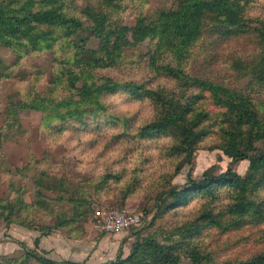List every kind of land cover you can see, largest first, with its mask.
I'll use <instances>...</instances> for the list:
<instances>
[{
	"label": "trees",
	"instance_id": "16d2710c",
	"mask_svg": "<svg viewBox=\"0 0 264 264\" xmlns=\"http://www.w3.org/2000/svg\"><path fill=\"white\" fill-rule=\"evenodd\" d=\"M258 2L173 0L149 16L144 0H98L82 9L75 0H0V79L12 78L13 69L30 55L51 56L47 66L17 73L34 84L45 77L46 87L7 100L0 140L16 133L22 111L32 110L41 113L47 137L68 132L95 139L111 132L108 142L129 145L123 148L126 156L154 143L170 169L145 175L149 158H140L131 169L108 167L70 185L52 176L53 166L45 167L50 157L43 154L26 166L39 167L34 200L0 199V218L43 235L58 227L71 232L89 211L92 193L123 206L138 190L156 187V216L194 200L201 205L190 219L171 227L163 241L136 232L131 252L104 264H179L181 255L189 264H264V8L251 10ZM142 42L145 51L138 50ZM233 43L252 45V52L228 49ZM217 67L225 73L220 79L208 73ZM138 69L145 75H129ZM236 77L247 78L246 84L235 87L231 80ZM114 98L143 105L149 114L116 111ZM202 144L221 150L230 166L218 175L207 169L197 179L188 173L183 185H172ZM242 160L249 162L247 174L236 180L232 166ZM125 161L124 156L119 160ZM46 217L54 224L37 223ZM246 227L258 228L261 235L259 249L247 258L221 259L207 241L210 232ZM22 247L20 256L1 264H85L55 261Z\"/></svg>",
	"mask_w": 264,
	"mask_h": 264
},
{
	"label": "rangeland",
	"instance_id": "374dc122",
	"mask_svg": "<svg viewBox=\"0 0 264 264\" xmlns=\"http://www.w3.org/2000/svg\"><path fill=\"white\" fill-rule=\"evenodd\" d=\"M98 0H75V6L82 9L87 3L95 5ZM146 2V12L150 16L157 9H165L172 5L173 0H144ZM264 8V0H259L258 4L251 7L252 11H260ZM128 23L132 20L127 19ZM131 38L134 37L130 33ZM95 45L92 40L89 44ZM146 43L138 45V50L145 51ZM228 47V46H227ZM225 47V49L227 48ZM228 49H241L244 53L252 52V45L233 43ZM246 50V52H245ZM242 52V51H241ZM10 59V56H4ZM51 62L49 52L42 55H30L25 58L21 67L13 69V76L10 79H0V125L3 121V109L10 97L23 95L29 91H43L46 87V78L43 77L34 84L31 79H22L17 75L20 71H35L45 67ZM210 73L214 78L225 75L218 67ZM134 78L145 75L143 70L131 71L129 74ZM45 79V80H44ZM220 79V78H218ZM247 78L231 80L237 88L243 87ZM115 99V98H114ZM116 111L133 113L140 111V116L148 115V110L143 105L128 103L120 100L112 102ZM139 116V117H140ZM41 113L32 110H24L19 114V125L15 134H7V138L0 140V199L20 198L26 203L34 200L35 194V173L38 172L37 165H29L34 158L40 159L43 154L49 155L50 159L45 163L53 166L52 176L55 179H63L70 185L82 182L85 179L96 177L106 168L117 169L126 167L131 169L140 159L149 158L144 166V174L169 171V161L159 155V150L155 144H151L147 150H134L133 155H123V148L129 145L123 142L111 143L109 133L94 139L86 134H69L68 132L59 136L47 137L42 132ZM138 119V118H137ZM14 130V129H13ZM106 132V131H105ZM204 145V146H203ZM202 144L193 157L191 164L182 165L179 173L171 179V184L181 186L186 182L188 173L194 179L200 178L202 173L210 169L214 175H218L230 166L231 159L219 149L206 148ZM126 157L125 162H119ZM51 160V162H50ZM248 160H242L232 166L231 175L236 180H241L247 174ZM49 165V166H48ZM155 178V177H154ZM47 179H44L45 183ZM149 181V180H146ZM159 189L150 187L138 190L133 196L127 198L124 205L120 201H114L106 196L91 194L87 196L90 209L85 216L69 232L65 228L58 227L50 230L48 234H42L39 230L12 223L7 225L0 218V264L4 258L18 257L24 252L22 244L30 249H34L44 256L56 261L84 262L85 264H104L114 261L119 255L123 258L131 252V247L139 235H153L158 240L163 241L169 234L171 227L181 225L190 219L200 207V202L192 201L188 206L181 207L177 211H168L156 216L158 209L155 208V195ZM42 192L47 197H55L50 190L42 188ZM115 194H111L110 197ZM264 195V191L260 193ZM108 210H118L127 214L137 215L140 219L136 225L119 232L106 233L96 227L97 212ZM160 211V210H159ZM156 216V217H155ZM156 219H155V218ZM155 219V220H154ZM154 220L153 226H150ZM38 224L53 225L54 218H39ZM264 230V224L261 225ZM261 236L258 228L246 227L238 232L217 235L215 231L210 232L207 241L211 247L218 251L221 259H244L257 251L260 245L257 243ZM174 237V236H173ZM173 238L167 240L170 241ZM166 242V243H167ZM79 246H76V244ZM130 247V249H129ZM121 250H120V249ZM80 249V251H77ZM86 255V256H85ZM179 264H189L185 255H181Z\"/></svg>",
	"mask_w": 264,
	"mask_h": 264
},
{
	"label": "built area",
	"instance_id": "2783aa9c",
	"mask_svg": "<svg viewBox=\"0 0 264 264\" xmlns=\"http://www.w3.org/2000/svg\"><path fill=\"white\" fill-rule=\"evenodd\" d=\"M96 218L98 220L95 226L106 233L126 230L136 225L140 219L137 215L127 214L118 210L97 212Z\"/></svg>",
	"mask_w": 264,
	"mask_h": 264
},
{
	"label": "crops",
	"instance_id": "0c3cea01",
	"mask_svg": "<svg viewBox=\"0 0 264 264\" xmlns=\"http://www.w3.org/2000/svg\"><path fill=\"white\" fill-rule=\"evenodd\" d=\"M76 246H79V244L77 243ZM120 249V248H119ZM130 249V247H129ZM121 250V249H120ZM77 251H80V249H77ZM86 256V255H85ZM56 261V260H55ZM73 262V261H72Z\"/></svg>",
	"mask_w": 264,
	"mask_h": 264
}]
</instances>
